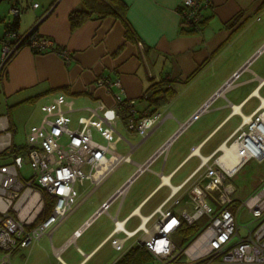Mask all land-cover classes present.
<instances>
[{
  "label": "crops",
  "instance_id": "1",
  "mask_svg": "<svg viewBox=\"0 0 264 264\" xmlns=\"http://www.w3.org/2000/svg\"><path fill=\"white\" fill-rule=\"evenodd\" d=\"M7 1L8 14L12 6L20 11L17 34L35 29L39 37L51 39L70 53L69 61H64L54 52L34 53L22 47L0 68V118H7L12 147L21 146L15 144L21 130L26 146L27 134L40 125L53 98L73 101L72 119L87 115L84 108L95 107L99 101L112 106V94L93 84L100 77L121 82L123 98L133 104L136 117L155 110L164 117L141 141L127 129L124 112H118L115 128L121 139L115 147L120 155L130 152L129 161L109 176L123 168L76 218L68 237L54 239L58 228L51 238H41L23 264H114L132 248L146 250L143 227L150 228L160 206L176 216L192 208L186 191L197 179L203 161L218 162L227 171L235 169V176L252 159L243 158L232 146L240 130L247 129L258 114L264 115V0H210L200 30L190 34L181 31L177 6L182 0H122L127 5L128 39L124 20L114 17L91 19L71 29L68 15L81 7L80 0ZM13 21V16L8 19L4 10L0 12V40ZM228 81H232L230 87L218 93ZM167 88L174 94L161 98L162 89ZM151 96L160 97L158 103H152ZM38 107L44 116L38 124H30ZM261 124L264 127V119ZM168 140L166 155L159 156L122 199L113 200L106 213L56 256L55 250ZM10 153H0L6 157L0 166L11 161ZM175 189L180 204L164 205ZM51 200L46 197V206ZM72 244L75 249L68 252ZM22 257L20 252L13 259Z\"/></svg>",
  "mask_w": 264,
  "mask_h": 264
},
{
  "label": "built area",
  "instance_id": "2",
  "mask_svg": "<svg viewBox=\"0 0 264 264\" xmlns=\"http://www.w3.org/2000/svg\"><path fill=\"white\" fill-rule=\"evenodd\" d=\"M209 5L210 0H182L177 6L181 25H198L203 19V10ZM32 6L36 8L38 4ZM9 13L14 18L20 16L16 6H12ZM0 42L1 69L22 47L34 53L51 51L64 61L70 59L65 48L56 46L51 39L39 37L33 29L22 35L7 31ZM138 45L142 47L139 42ZM231 83L226 82L224 88L230 87ZM93 84L112 94V106L99 101L95 107L84 108L87 115L72 119L73 101L63 96L51 99L40 125L26 136L25 153L13 155L10 162L0 166V264H10L11 256L17 250L31 247L43 237L51 238L122 163L129 161L130 152L120 155L115 147L121 139L115 128L120 110L126 115L127 129L137 133L141 141L163 121L164 117L156 110L136 117L133 104L123 98L124 90L118 79L100 77ZM207 106L208 103L201 111ZM263 119V113L258 114L234 140L243 146L246 154L249 153L247 159L259 162L264 160V155L257 156L252 151L259 153L261 139L256 132H264ZM94 132L103 142L94 138ZM0 133H4V138H0L2 153L11 148L6 117L0 118ZM170 140L139 165L114 195L73 232L71 239L55 250L56 256L100 214L106 213L113 200L122 199L131 184L149 170L159 156L166 155ZM25 163L31 169L26 178L20 173ZM215 164L201 163L197 179L186 191L192 203L190 210L181 211L176 216L160 206L150 228L143 227L146 236L142 245L152 256L154 264H264V183L239 201L236 210L232 211L230 207L236 202L233 199L236 188L228 179L234 176L235 169L227 171L218 162ZM78 189L82 192L79 193ZM176 191L164 205L168 202L172 206L180 204ZM47 196L54 204L50 214L43 216ZM241 210L252 217L250 223L239 224ZM200 221L201 226L186 243L174 241L173 235L182 222L194 225Z\"/></svg>",
  "mask_w": 264,
  "mask_h": 264
},
{
  "label": "rangeland",
  "instance_id": "3",
  "mask_svg": "<svg viewBox=\"0 0 264 264\" xmlns=\"http://www.w3.org/2000/svg\"><path fill=\"white\" fill-rule=\"evenodd\" d=\"M8 4L9 2L7 0H1L0 1V12L1 11H5L6 16H8V19H12V16L10 14H8L7 9H8ZM80 114H76L74 115L75 117H77ZM42 116H44V113L41 111L40 107L37 108V110L34 111L33 113V117L30 121V124H38L40 119L42 118ZM30 126V125H29ZM33 126V125H32ZM31 128L28 127L27 129ZM94 138L96 140H99L100 142H102V140L97 137L96 133L94 132ZM64 141V140H63ZM62 141V142H63ZM15 144L19 147H23L24 146V133L23 131H19L18 135L15 137ZM16 146V147H17ZM264 153H262L263 155ZM6 159L5 156H0V162H4ZM123 168H120L118 171H116L111 177H109L97 190L95 195L90 198L89 201H87L86 203H84L83 205H81L69 218L68 220L64 223V225H62L60 227V229L56 232V234L54 235V239L60 238V236L62 235L64 238L68 237L70 235L71 232V228L73 227V223L76 221V218L84 211V209L89 205L90 201L94 200L102 191H105L114 181V179L116 178L117 175L120 174V172L122 171ZM20 173L22 175V177L26 178L30 175L31 173V169L29 167V164H24L22 169L20 170ZM236 188V192L233 194V199L236 200V202L230 207V209L232 211L236 210L237 205L239 204V201L241 202L242 200H244L245 198H247L249 195H251L257 188H259L263 183H264V160H262L261 162L255 160V159H251L249 160L244 166L243 168L236 173L235 176H233L232 178L228 179ZM87 184V183H86ZM77 188V187H76ZM252 217L250 215H248L244 210H241L239 213V224L240 225H244L247 223H250L252 221ZM202 221H200L197 224V229H199V227L201 226ZM240 233L243 234V231L240 230ZM173 239L174 241L178 242V235L174 234L173 235ZM42 241H44V239H42ZM36 245V244H35ZM33 245L29 248H25V249H19L17 250L13 255L12 258L10 259V264H23L25 263V261L27 260V256L29 254V252L32 249H35L36 246ZM48 249L51 250V245L48 242L47 243ZM75 246L72 244L69 248H68V252H72L74 251ZM23 252V257L20 259H13V257H15V255H17L18 253ZM1 256V253H0ZM12 261V262H11ZM9 264V263H7Z\"/></svg>",
  "mask_w": 264,
  "mask_h": 264
},
{
  "label": "trees",
  "instance_id": "4",
  "mask_svg": "<svg viewBox=\"0 0 264 264\" xmlns=\"http://www.w3.org/2000/svg\"><path fill=\"white\" fill-rule=\"evenodd\" d=\"M81 7L71 11L68 15V21L71 29H76L80 27L83 23L91 19H104L106 17H114L124 20L123 22L126 25L125 37L130 38V28L127 22L125 21V15L127 11V5L122 0H80ZM19 17H15V21L11 24H8L5 27V32L13 31L16 32V28L18 25ZM203 23L202 21L198 25H182V33H196L200 30V27ZM33 31L36 32L35 29ZM42 53V52H41ZM11 56L8 61L12 58ZM7 61V62H8ZM6 62V63H7ZM162 83V82H161ZM160 83V85H161ZM161 91V89H159ZM163 94L161 98L164 96H172L174 94L173 89H162ZM166 94V95H165ZM160 97L151 96L150 100L152 103H158ZM10 151L13 155L15 154H23L25 153V147H12ZM6 151H3L1 155H4ZM54 202L48 201L44 215L47 216L50 214ZM197 224L187 225L185 222H182L180 227L177 230L178 242L180 244L186 243L194 234L197 232ZM154 262L152 256L142 247L138 246L127 251L116 263L114 264H152Z\"/></svg>",
  "mask_w": 264,
  "mask_h": 264
},
{
  "label": "bare ground",
  "instance_id": "5",
  "mask_svg": "<svg viewBox=\"0 0 264 264\" xmlns=\"http://www.w3.org/2000/svg\"><path fill=\"white\" fill-rule=\"evenodd\" d=\"M264 116V115H263ZM258 134V136L260 137L261 139V142L259 143L260 144V150H259V153L255 152V151H252V154H255L257 156H262V153H264V132H262L261 130L260 131H257L256 132ZM233 147V150L234 152H238V154H241V156L243 158H247V156H249V153L246 154L245 152V149L243 148V146L239 143H236ZM230 153V152H229ZM264 155V154H263ZM233 160V159H232ZM228 162V161H227ZM228 165V164H227ZM227 167V166H226ZM228 168H233L232 167H228ZM233 171V170H231Z\"/></svg>",
  "mask_w": 264,
  "mask_h": 264
},
{
  "label": "water",
  "instance_id": "6",
  "mask_svg": "<svg viewBox=\"0 0 264 264\" xmlns=\"http://www.w3.org/2000/svg\"><path fill=\"white\" fill-rule=\"evenodd\" d=\"M1 1V0H0ZM225 86V85H224ZM224 86L218 91V93L224 88Z\"/></svg>",
  "mask_w": 264,
  "mask_h": 264
}]
</instances>
